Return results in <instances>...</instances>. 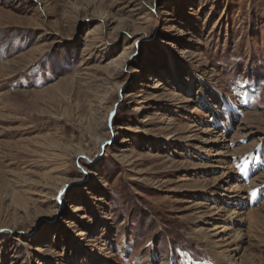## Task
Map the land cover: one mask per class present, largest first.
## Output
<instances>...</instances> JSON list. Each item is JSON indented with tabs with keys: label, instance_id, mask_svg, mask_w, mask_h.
<instances>
[{
	"label": "rangeland",
	"instance_id": "rangeland-1",
	"mask_svg": "<svg viewBox=\"0 0 264 264\" xmlns=\"http://www.w3.org/2000/svg\"><path fill=\"white\" fill-rule=\"evenodd\" d=\"M212 253L264 264V0H0V264Z\"/></svg>",
	"mask_w": 264,
	"mask_h": 264
},
{
	"label": "bare ground",
	"instance_id": "bare-ground-1",
	"mask_svg": "<svg viewBox=\"0 0 264 264\" xmlns=\"http://www.w3.org/2000/svg\"><path fill=\"white\" fill-rule=\"evenodd\" d=\"M211 109V108H210ZM232 215L229 217V219H230V221L232 220ZM223 227H217L216 229H222ZM225 229H227V228H224V230ZM219 231V230H218ZM222 231V230H221ZM238 236H237V238L239 237V234H237ZM204 239H205V237H200L199 238V240L200 241H204ZM211 256L214 258V260H216L218 263L220 262V264H233V263H231V262H229V260H230V256H227V255H225V254H221V256H218V255H216V254H214V253H212L211 254ZM226 257V259H225V257ZM227 262H229V263H227ZM142 263V262H141ZM140 263V264H141ZM183 264H191V263H189V261H187L186 263H185V261H184V263Z\"/></svg>",
	"mask_w": 264,
	"mask_h": 264
}]
</instances>
